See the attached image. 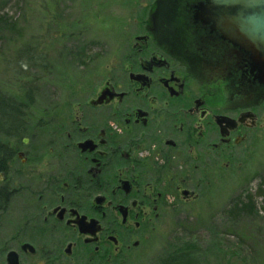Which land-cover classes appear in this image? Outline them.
I'll list each match as a JSON object with an SVG mask.
<instances>
[{
	"label": "flooded vegetation",
	"instance_id": "obj_1",
	"mask_svg": "<svg viewBox=\"0 0 264 264\" xmlns=\"http://www.w3.org/2000/svg\"><path fill=\"white\" fill-rule=\"evenodd\" d=\"M149 1L91 98L8 119L0 264H133L176 200H212L263 137L264 81L200 20L207 0Z\"/></svg>",
	"mask_w": 264,
	"mask_h": 264
},
{
	"label": "rangeland",
	"instance_id": "obj_2",
	"mask_svg": "<svg viewBox=\"0 0 264 264\" xmlns=\"http://www.w3.org/2000/svg\"><path fill=\"white\" fill-rule=\"evenodd\" d=\"M146 4L150 1L0 0V97L21 101L25 84L33 87L36 102L91 98L85 85L97 82L98 68L113 60L122 40L133 37L136 8ZM26 44L37 48V68L29 65L28 55H19ZM23 116L19 112L16 119ZM6 131L9 127L0 132V144ZM242 162L232 166V176L220 180L212 200H176L152 250L133 264H162L182 243L194 246L185 252L183 264H264V199L258 196L264 180V134ZM249 195L254 208L239 214L237 207Z\"/></svg>",
	"mask_w": 264,
	"mask_h": 264
},
{
	"label": "water",
	"instance_id": "obj_3",
	"mask_svg": "<svg viewBox=\"0 0 264 264\" xmlns=\"http://www.w3.org/2000/svg\"><path fill=\"white\" fill-rule=\"evenodd\" d=\"M197 14L248 53L253 70L264 81V0H207L199 4Z\"/></svg>",
	"mask_w": 264,
	"mask_h": 264
},
{
	"label": "trees",
	"instance_id": "obj_4",
	"mask_svg": "<svg viewBox=\"0 0 264 264\" xmlns=\"http://www.w3.org/2000/svg\"><path fill=\"white\" fill-rule=\"evenodd\" d=\"M26 47V48H25ZM28 55V61L30 66H35L37 68V62L39 59L37 48L33 44H26L21 50L20 54ZM41 57L45 59L46 54L45 50L41 53ZM32 60H35V63H33ZM33 64V65H32ZM44 70V69H42ZM22 95H21V101L15 99L14 97H8V96H2L0 97V132L4 131L5 128L9 127L8 119L9 118H17L16 116L20 112L21 115H25L27 113L28 116H30V113L32 115L31 110H34L35 115L37 111H39L42 107L39 105H36V101L34 100V92L33 87L24 86L22 87ZM18 103V104H17ZM33 104V105H32ZM44 109V108H42ZM15 112V114H14ZM8 132V131H6ZM261 188L258 191V196H261L264 199V180H262ZM254 208V200L252 199L251 195L248 196L247 202L244 203L242 208L237 207V211L239 214H242L243 212L248 213L250 210ZM191 247H194L191 244L182 243L180 246L173 247L169 251V255L166 258V260L162 264H183L184 261L187 259V254L185 253L188 250H192ZM189 255V254H188ZM186 258V259H185Z\"/></svg>",
	"mask_w": 264,
	"mask_h": 264
}]
</instances>
